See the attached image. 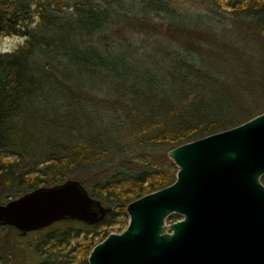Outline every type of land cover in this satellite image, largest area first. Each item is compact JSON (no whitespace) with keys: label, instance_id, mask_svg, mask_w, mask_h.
Wrapping results in <instances>:
<instances>
[{"label":"trees","instance_id":"16d2710c","mask_svg":"<svg viewBox=\"0 0 264 264\" xmlns=\"http://www.w3.org/2000/svg\"><path fill=\"white\" fill-rule=\"evenodd\" d=\"M0 35L25 39L0 53V200L77 180L111 208L34 232L30 264H87L174 182L168 151L264 113V0H0Z\"/></svg>","mask_w":264,"mask_h":264},{"label":"water","instance_id":"95a60500","mask_svg":"<svg viewBox=\"0 0 264 264\" xmlns=\"http://www.w3.org/2000/svg\"><path fill=\"white\" fill-rule=\"evenodd\" d=\"M167 157L174 182L130 202L126 228L95 245L87 264H264V113ZM110 212L67 180L0 204V226L20 234L69 220L93 226ZM172 214L181 219L167 223Z\"/></svg>","mask_w":264,"mask_h":264},{"label":"rangeland","instance_id":"374dc122","mask_svg":"<svg viewBox=\"0 0 264 264\" xmlns=\"http://www.w3.org/2000/svg\"><path fill=\"white\" fill-rule=\"evenodd\" d=\"M223 1H225V0H223ZM197 8H198V11L199 12H204V7L203 6H200V7H197ZM228 27H231V25L228 24L226 26V28H228ZM24 42H25V39L22 38V37H17V36H3V35H0V53H10V52L16 50L21 45H23ZM151 56L154 59H156L155 52H151ZM140 58L143 59V61H144L140 65L141 66L148 67L149 64H150V62H151V59H149V57H148V60H149V62H148L147 59L144 58V55L140 56ZM6 161L12 162L13 161V158H10L9 157V158L6 159ZM263 177H264V175L261 176V178H263ZM261 178H260V181H261ZM4 203H6V201L0 200V204H4ZM180 219H181V217H180ZM167 223H171V222H169V220L167 219ZM9 228H11V227H3V226H0V243L2 241H4L5 235H7V234L9 236L11 235L10 232H9ZM117 228H118V225H116V226L113 227V229H117ZM33 233L34 232L27 233V234H22V235H26V238H24V239H20L19 238V240L16 239V237H14V236L13 237L10 236L9 241L14 242V244L16 245L15 251H17V248H18L19 251L23 252L24 254L23 255H20V258L15 259V260H13L12 257H11V255H9V263L8 264H16V263H18V264H30L29 253L31 252L32 247L34 246V243L38 239V236H33L34 235ZM112 233H117V232L115 231V232H112ZM15 240H17V241H15ZM18 242H19V244H18ZM17 244H18V246H17ZM78 253H80V252H78ZM0 264H4V262H3L2 259H0Z\"/></svg>","mask_w":264,"mask_h":264}]
</instances>
